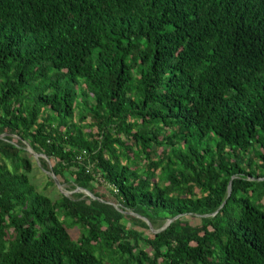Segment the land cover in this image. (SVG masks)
Wrapping results in <instances>:
<instances>
[{
	"label": "trees",
	"instance_id": "16d2710c",
	"mask_svg": "<svg viewBox=\"0 0 264 264\" xmlns=\"http://www.w3.org/2000/svg\"><path fill=\"white\" fill-rule=\"evenodd\" d=\"M0 264H264V0H0Z\"/></svg>",
	"mask_w": 264,
	"mask_h": 264
},
{
	"label": "rangeland",
	"instance_id": "374dc122",
	"mask_svg": "<svg viewBox=\"0 0 264 264\" xmlns=\"http://www.w3.org/2000/svg\"><path fill=\"white\" fill-rule=\"evenodd\" d=\"M14 138L15 137L13 136V139ZM22 144H24L23 149L25 151V157L29 160V163H30V170L28 172V180H29V183L34 187V189L37 192L44 194L45 196L49 197L51 200H54L59 195L71 197V195L76 192L83 194V196H87V195L89 196V192L87 190L86 191L81 190L79 188H75L74 186H72L73 184L70 178H68L69 180L68 183L60 184L58 181H57L58 185L53 183V181L52 183H49V179H51L50 163L47 162L45 158H43V156L38 155L37 157H35L34 156L35 152L31 150V148L28 146L26 142H22ZM39 159H43L45 162V165H42ZM138 162L140 164V161ZM97 191L104 192V193L106 192V195L109 197L107 193V188L101 187L97 189ZM196 192L197 190L194 189V193ZM124 213L128 214L129 212L125 211ZM182 217L184 220L189 221L191 224H195L198 222L197 216H190V214H188V215H183ZM58 218L60 219L61 217L58 215ZM166 221L167 220H165L163 223L161 222L162 224L161 223L159 224L158 222V225H153V226H151L149 222H146L148 228H137V229L143 232L144 235L148 233H154L155 231L162 228L165 225ZM69 234L72 239H76V237H78L79 235V232L77 228L76 229L71 228L69 230ZM139 247L147 251V247H144L142 244H139ZM147 252L150 254L149 251Z\"/></svg>",
	"mask_w": 264,
	"mask_h": 264
},
{
	"label": "water",
	"instance_id": "95a60500",
	"mask_svg": "<svg viewBox=\"0 0 264 264\" xmlns=\"http://www.w3.org/2000/svg\"><path fill=\"white\" fill-rule=\"evenodd\" d=\"M38 155H40V154H37V153H34V156L35 157H37ZM41 156V155H40ZM51 179H52V181H53V183H55L56 185H58V182H57V180H56V178L54 177V175L51 173ZM81 190H85V189H81ZM86 191V190H85ZM229 191V188H228V190H227V192ZM88 196V195H87ZM89 196H91V194L89 193ZM172 219H168L167 221H166V223H165V225L164 226H166L170 221H171ZM163 226V227H164ZM162 227V228H163Z\"/></svg>",
	"mask_w": 264,
	"mask_h": 264
}]
</instances>
